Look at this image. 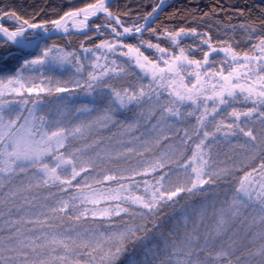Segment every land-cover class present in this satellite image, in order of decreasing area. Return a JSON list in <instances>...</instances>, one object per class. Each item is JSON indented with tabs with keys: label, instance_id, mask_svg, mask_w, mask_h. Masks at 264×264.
I'll use <instances>...</instances> for the list:
<instances>
[{
	"label": "snow or ice",
	"instance_id": "1",
	"mask_svg": "<svg viewBox=\"0 0 264 264\" xmlns=\"http://www.w3.org/2000/svg\"><path fill=\"white\" fill-rule=\"evenodd\" d=\"M0 264H264V0H0Z\"/></svg>",
	"mask_w": 264,
	"mask_h": 264
},
{
	"label": "trees",
	"instance_id": "2",
	"mask_svg": "<svg viewBox=\"0 0 264 264\" xmlns=\"http://www.w3.org/2000/svg\"><path fill=\"white\" fill-rule=\"evenodd\" d=\"M16 2L27 6L33 3H42L43 0H16ZM56 2H59V0H56ZM72 2H78V0H72ZM208 2L209 0H200L201 6L206 5ZM222 2L243 4L245 0H222ZM256 2L259 3L260 0H256ZM170 3H173L175 5H180V4L186 3V0H170ZM171 10L172 9H167L166 11H171ZM29 11H31V9H29Z\"/></svg>",
	"mask_w": 264,
	"mask_h": 264
},
{
	"label": "rangeland",
	"instance_id": "3",
	"mask_svg": "<svg viewBox=\"0 0 264 264\" xmlns=\"http://www.w3.org/2000/svg\"><path fill=\"white\" fill-rule=\"evenodd\" d=\"M54 39H55V37H54ZM57 42H61L62 43V41H60V40H58Z\"/></svg>",
	"mask_w": 264,
	"mask_h": 264
}]
</instances>
